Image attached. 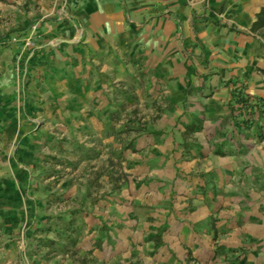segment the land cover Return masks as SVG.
Masks as SVG:
<instances>
[{
    "label": "rangeland",
    "instance_id": "1",
    "mask_svg": "<svg viewBox=\"0 0 264 264\" xmlns=\"http://www.w3.org/2000/svg\"><path fill=\"white\" fill-rule=\"evenodd\" d=\"M17 1L0 0V264H142L136 245L162 244L166 214L150 216L148 229L136 227L135 236L117 226L120 209H137L133 195L144 191L164 205L170 192L182 191L185 176H215L205 159L186 167L189 156L203 157L201 126L183 125L179 116L188 94L165 62L129 51L126 41L118 42L124 50L115 44L90 57L89 68L53 67L51 82L34 70L26 82L36 23L29 32L11 28L16 11L6 5L38 11V3ZM235 111L233 121L254 139L245 144L260 147L248 148L246 157L264 160V115ZM228 140L215 141L214 153L227 155ZM236 155L241 160V151ZM256 173L249 174L244 201H236L239 210L264 209V177Z\"/></svg>",
    "mask_w": 264,
    "mask_h": 264
},
{
    "label": "crops",
    "instance_id": "2",
    "mask_svg": "<svg viewBox=\"0 0 264 264\" xmlns=\"http://www.w3.org/2000/svg\"><path fill=\"white\" fill-rule=\"evenodd\" d=\"M37 3L38 11L6 5L16 11L11 28L29 32L36 23L31 30L34 44L25 54L26 82L34 70L45 72L47 82H51L56 75L53 67L89 68L90 57L108 54L115 44L122 50L118 42L126 41L129 51L142 50L165 62L167 71L176 74L188 94L186 109L179 115L181 123L201 126L197 137L203 157L189 156L186 167L196 169L198 159H205L203 165L215 176H185L180 183L182 191L170 192L164 205L155 204L157 196L138 192L133 195L138 198L137 209L122 207L117 215V226L137 235L139 227L148 229L150 216L165 212L162 244L158 248L149 242L136 245L141 253L144 251L142 264H187L188 256L198 264H264V209L246 212L236 203L245 199L251 170L259 171L255 178L264 177V160L246 157L248 148L259 145L245 144L254 139L233 121L235 112L231 109L235 88L242 87L250 97L264 98V37L250 30L264 0ZM10 57L6 53L4 60L9 62ZM4 77L5 72L0 81ZM225 136L232 138L224 141L228 153L217 155L213 143ZM230 150H235V158H230ZM239 151L241 160L236 158ZM234 169L238 170L237 177ZM119 243L127 247L124 240Z\"/></svg>",
    "mask_w": 264,
    "mask_h": 264
},
{
    "label": "trees",
    "instance_id": "3",
    "mask_svg": "<svg viewBox=\"0 0 264 264\" xmlns=\"http://www.w3.org/2000/svg\"><path fill=\"white\" fill-rule=\"evenodd\" d=\"M252 32H257L259 35L264 37V7H261L260 10L255 15V20L250 26ZM264 72V70H262ZM232 111H245L249 113L253 112V108L259 109L261 115H264V98L260 97H250L248 94L244 93L242 87L235 88L231 93ZM236 116V114H235Z\"/></svg>",
    "mask_w": 264,
    "mask_h": 264
},
{
    "label": "built area",
    "instance_id": "4",
    "mask_svg": "<svg viewBox=\"0 0 264 264\" xmlns=\"http://www.w3.org/2000/svg\"><path fill=\"white\" fill-rule=\"evenodd\" d=\"M61 14H63V12H61Z\"/></svg>",
    "mask_w": 264,
    "mask_h": 264
}]
</instances>
